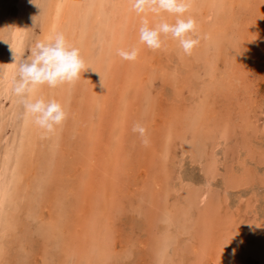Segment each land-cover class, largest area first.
<instances>
[{"label": "rangeland", "instance_id": "1", "mask_svg": "<svg viewBox=\"0 0 264 264\" xmlns=\"http://www.w3.org/2000/svg\"><path fill=\"white\" fill-rule=\"evenodd\" d=\"M0 1V7L10 5V12L16 11L14 3L10 4L12 0ZM77 2L78 8L72 10L67 19L63 18L59 11L65 6V0H36L40 7L35 3H26L27 17L24 18L18 44L12 42V21L8 19L3 29V23H0V54L3 52L0 56V66L1 63L6 65L8 57L14 55L11 46L18 51L17 58H21L23 54L24 59L30 55V48L44 35L43 33L50 37L56 32H63L68 42L79 48L88 67L81 73L80 78L71 84H61L57 88L42 85L39 88L40 96L45 99H56L60 103L63 102V106H72L71 109L65 108L67 119L55 133L49 134V143L46 142L49 152L53 153L51 159L60 163V169H54L50 165L46 167L47 178H50V185H46L47 189L50 187L48 194L42 197L41 204L34 211L28 212L26 207L25 214L21 212L24 220L22 222L20 218L23 224L20 222L18 230L22 229L19 230L21 234L18 230L14 231L17 233L10 239L13 242L10 241L4 248L3 264H264V0H193L191 10L185 16L191 15L198 20L196 22L201 39L191 56H185L178 41L170 36L161 37L165 42L161 51H153L140 43L137 32L140 21H135L138 15L127 0H118L117 3L112 0ZM114 5H117L115 8L118 10L112 17L110 14L113 13H109V10L110 6ZM6 12H9V9ZM167 14L157 16L150 13L151 16L147 18L150 26H155L162 18L170 23L174 22L175 17ZM55 18L63 21H54ZM207 30L213 32L212 38L206 35ZM131 47L140 49L137 60L127 61L117 55L118 49ZM112 48L114 52L110 54L109 50ZM198 52L201 57H198ZM177 64L182 68H177ZM95 75L104 81L105 86L98 93L99 105L93 112H86L91 92H88L84 85L86 79H95ZM204 77L210 80H204ZM0 80V128L2 130L1 125L5 121L9 129V135L0 137L2 157L7 151L9 141L20 130L17 125L23 121L24 110H21L22 105L13 92L8 98L2 93L5 85L3 69L0 71ZM127 87L145 92L141 96L140 105L135 102V105L126 104L128 109L125 122L120 125L121 132L117 137L110 135L109 126L106 125L113 119L107 117L101 130L100 126L98 127L99 118L103 116L101 105L104 96L108 94L116 106V100L121 97L119 92H124L129 102L131 94L124 91ZM174 90L175 93L172 92ZM143 97L146 98L145 101ZM145 106L148 109L141 110ZM140 110L142 113H136ZM12 114L13 121L9 122ZM79 114L84 117V121L90 119L99 130L100 140L96 137V142L94 137L95 140L91 144L94 147L93 153L90 152V147L87 149L80 145L83 142V133L79 130L72 131L70 120L78 118ZM84 114L87 115L83 116ZM7 118L8 122L5 120ZM136 123L143 124L147 129L150 141L147 146L142 145L139 135L132 131ZM1 130L0 136L3 132ZM37 131L44 132L39 127ZM197 136L199 138H196ZM126 137H129V141ZM42 138L39 136L38 142H42ZM132 138L136 141H132ZM120 146L125 147L124 150ZM106 148H109V151H106ZM119 148L123 152H120ZM36 150L37 153L34 152L33 158L30 159L34 161L31 162L34 168L29 166L30 169L24 171L23 183H29L34 175L44 171L43 156L38 147ZM115 151L121 158H117ZM104 155L105 158L108 157L106 160ZM151 157L154 161H151ZM79 158L82 161L87 158V161H90L86 163L87 166L98 168L100 165L101 170L105 169L103 171H106V174L103 173L102 178L94 172L88 179V182H91L90 187L101 194L98 192L93 196L89 190L80 194L76 192L75 185L79 178H82L84 173L89 176L85 170V161L82 164ZM54 167L56 168L55 165ZM53 170H56L58 175H53ZM41 177L44 178L45 175ZM108 185L111 186L110 191L104 192L103 187L105 189ZM203 194L208 195L205 201L201 200ZM105 195L109 198L106 199ZM101 196L105 200L103 198L102 201ZM49 198H53V201ZM6 199L7 196L3 199L4 204ZM81 200L84 203L81 204ZM87 202H91L93 206H88ZM38 216L42 217V220ZM89 219L97 222L95 237L100 235L101 230L109 234L110 238L105 242L109 245H106V249H101L100 245L91 240L93 235L88 232ZM49 221H54L53 226L57 233L54 238H51L52 232L48 230ZM44 225L46 228H43ZM27 226L31 229L29 231L34 232L33 239L28 241L27 238L23 240L21 236ZM69 230L86 232V235L82 240L69 239L66 237ZM158 239L159 242H156ZM162 241H165L167 246ZM175 246L178 248L175 249ZM173 248L178 252H172ZM33 250L35 253H32ZM108 251L111 254L108 255ZM19 252L23 254L21 258L18 256ZM94 255L95 259L92 257ZM172 255L176 257L173 258ZM13 257L19 260L16 261Z\"/></svg>", "mask_w": 264, "mask_h": 264}, {"label": "bare ground", "instance_id": "2", "mask_svg": "<svg viewBox=\"0 0 264 264\" xmlns=\"http://www.w3.org/2000/svg\"><path fill=\"white\" fill-rule=\"evenodd\" d=\"M112 1H114V3H117V1L118 0H112ZM125 1V0H124ZM1 2V1H0ZM127 2H130V0H127ZM11 3H14V5L16 6V11L15 12H10V9L12 8V6L10 7V5H8L7 7H0V23H3V25H2V29H3V27H5L6 25H5V22L8 20V19H10L11 21H12V23L14 24V26H13V28H12V30H13V43L15 44V43H17L18 41H19V38H20V35H21V30H22V27H23V23H24V18L25 17H27L26 16V11H27V9H26V3H32V2H30V0H12V2H10V4ZM65 6L64 7H61V9H63V10H61V9H59V11L62 13V15H63V18H65V19H67L66 17H68L70 14H71V11L72 10H76L77 8H78V2H77V0H65V4H64ZM97 5H98V3H97ZM222 5V4H221ZM235 5V4H234ZM117 5H114V6H110V10H109V8H108V10H109V13H110V11L113 13V14H110L112 17L114 16V14L116 13V10H118V9H116L115 7H116ZM84 7V6H83ZM197 7V6H196ZM204 7V6H203ZM202 7V8H203ZM201 8V7H200ZM201 8V9H202ZM9 9V12H6L7 10ZM121 9V8H120ZM200 9V10H201ZM191 10V9H190ZM204 10V9H203ZM121 11H123V10H121ZM193 11V10H192ZM195 11H198V10H195ZM195 11H194V14H195ZM204 12V11H203ZM227 13V12H226ZM124 14V13H123ZM135 14V13H134ZM152 14V13H151ZM191 14H192V12H191ZM196 14H197V12H196ZM200 14V13H199ZM51 15H53V14H51ZM122 15V14H121ZM131 15V14H130ZM138 15V14H137ZM148 15V16H147ZM147 15H146V18H149V16H151L150 15V13H147ZM168 15V14H167ZM205 15V14H204ZM60 16V15H59ZM200 16V15H199ZM202 16V15H201ZM206 16V15H205ZM234 16V15H233ZM124 17V16H123ZM197 17V16H196ZM143 18H145V16H144V14H141V16H137L136 18H135V21H140L139 22V24L141 23V20L143 19ZM153 18V17H152ZM206 18V17H205ZM27 19V18H26ZM115 19V18H114ZM120 19L123 21V18H121L120 17ZM171 19V18H170ZM201 19V18H200ZM199 19V20H200ZM49 20V19H48ZM57 20H60L59 18H55V20L54 21H57ZM61 21H63L62 19L60 20V22ZM66 21V20H65ZM153 21H156V20H153ZM196 21H198V20H196ZM201 21H203V19L201 20ZM97 22V21H96ZM224 22V21H223ZM232 22V21H231ZM128 23V22H127ZM155 23V22H154ZM7 24V23H6ZM204 24V23H203ZM103 25V24H102ZM123 25V24H122ZM134 25V24H133ZM108 26V25H107ZM31 27V26H30ZM202 27H203V25H202ZM224 27V26H223ZM231 27V26H230ZM106 28V27H105ZM2 29H1V31H2ZM5 29V28H4ZM6 29H8V28H6ZM129 29H130V27H129ZM235 29V28H234ZM233 29V30H234ZM136 31V30H135ZM10 32V31H9ZM35 32H37V31H35ZM132 32H133V30H132ZM138 32V31H137ZM207 32H208V34H206V35H210V37L209 38H212V36H213V32L212 31H208L207 30ZM232 32V31H231ZM134 33V32H133ZM44 35H42L41 37H40V39L39 40H45V39H47L48 37H49V35L48 36H46V33H43ZM11 35V34H10ZM206 35H204V36H206ZM233 36H235V35H233ZM9 37V36H8ZM5 38V37H4ZM0 39H2V38H0ZM8 39V38H7ZM6 39V40H7ZM135 39H136V37H135ZM203 40V39H202ZM2 41V40H1ZM87 41V40H86ZM173 41V40H172ZM208 41V40H207ZM136 42V41H135ZM2 43L3 44H5L4 43V41H2ZM7 44V43H6ZM18 44V43H17ZM19 44H20V42H19ZM172 44V43H171ZM82 45L83 46H85L83 43H82ZM173 45V44H172ZM140 46V45H139ZM176 46V45H175ZM208 46V45H207ZM1 47H3V46H1ZM5 47V46H4ZM205 47V46H204ZM19 48V47H18ZM175 48V47H174ZM179 48V47H178ZM197 48V47H196ZM202 48H203V46H202ZM210 48V47H209ZM3 49V48H2ZM177 49V48H176ZM205 49V48H204ZM0 50H1V48H0ZM206 50V49H205ZM225 50V49H224ZM5 51V50H4ZM86 51H88L87 49H86ZM85 51V52H86ZM110 51V54H113V48L112 49H110L109 50ZM161 51V50H160ZM202 51V50H201ZM207 51V50H206ZM209 51V50H208ZM18 51L16 50V53H17ZM183 52V51H182ZM195 52H197V51H195ZM211 52V51H210ZM209 52V53H210ZM213 52V51H212ZM3 53V52H2ZM1 53V54H2ZM184 53V52H183ZM202 53V52H201ZM1 54H0V56H1ZM6 54H7V52H6ZM26 54V53H25ZM140 54V53H139ZM182 54V53H181ZM213 54H214V52H213ZM218 54V53H217ZM183 55V54H182ZM182 55H180V56H182ZM186 56V55H185ZM191 56V55H190ZM193 56H194V53H193ZM200 55H199V52H198V57H199ZM212 56V55H211ZM5 57V56H4ZM90 57V56H89ZM169 57V56H168ZM171 57V56H170ZM195 57V56H194ZM201 57V56H200ZM112 58H114V57H112ZM173 58H175V57H173ZM192 58V57H191ZM1 59V61H2V58H0ZM11 59V60H10ZM18 59V58H17ZM208 59H209V57H208ZM8 63L6 62V65H2V63H1V66H0V71L3 69L4 70V78H5V85H4V87H3V85H2V87H3V91H2V93L5 95V97H9L11 94H12V91H11V82H12V79H13V77H14V75H15V70H16V68H17V64L16 63H14L15 62V58H14V55H11L10 57H8ZM179 60V59H178ZM96 61V60H95ZM98 61V60H97ZM191 61V60H190ZM194 61V60H193ZM207 61H210V60H207ZM5 62V61H4ZM169 62V61H168ZM178 62V61H177ZM176 62V63H177ZM176 63H174L175 65H176ZM203 63V62H202ZM109 64H111V63H109ZM180 64V63H179ZM206 64V63H205ZM97 65V64H96ZM153 65V64H152ZM170 65V64H169ZM191 65V64H190ZM218 65V64H217ZM229 65V64H228ZM99 66V65H98ZM163 66V65H162ZM177 66H178V64H177ZM149 67H151V66H149ZM210 67H212V66H210ZM217 67V66H216ZM230 67V66H229ZM156 68V67H155ZM162 68V67H161ZM177 68H182L181 66L179 67H177ZM226 69V68H225ZM101 70H102V68H101ZM177 70V69H176ZM234 70V69H233ZM164 72H165V70H163ZM152 72V71H151ZM194 73V72H193ZM88 74V73H87ZM155 74V73H154ZM169 74V73H168ZM178 74V73H177ZM189 74V73H188ZM218 74V73H217ZM217 74H216V76H217ZM99 75V74H98ZM110 75V74H109ZM161 75H163V74H161ZM174 75H176V74H174ZM229 75V74H228ZM113 76V75H112ZM153 76V75H152ZM164 76H166V75H164ZM177 76V75H176ZM193 77V76H192ZM194 77H196V76H194ZM193 77V78H194ZM1 78H2V76H1ZM112 78H114V76L112 77ZM191 78V77H190ZM212 78H213V76H212ZM143 79V78H142ZM167 79H168V77H167ZM209 78H206V77H204V80H208ZM231 79V78H230ZM144 80V79H143ZM164 80V79H163ZM169 80V79H168ZM210 80V79H209ZM211 80H213V79H211ZM225 80V79H224ZM232 80V79H231ZM1 81V80H0ZM107 81H108V79H107ZM144 81H146V80H144ZM171 81V80H170ZM227 81V80H226ZM104 81H102L100 78H98V76L97 75H95V79H94V77H91L90 79L88 78V79H86V84L84 85V87L85 88H87L88 89V92H91L90 93V96H89V99H88V102H87V106H86V112L88 111V112H93L95 109H96V106L97 105H99V100H98V93H99V91L101 92L102 91V89L104 88V83H103ZM148 82V81H147ZM176 82V81H175ZM103 83V84H102ZM201 83V82H200ZM235 83V82H234ZM4 84V83H3ZM149 83H147V85H148ZM187 84V83H186ZM189 84H191L190 82H189ZM204 84V83H203ZM79 85H80V83H79ZM74 86V85H73ZM109 86V85H108ZM107 86V87H108ZM176 86V85H175ZM190 86V85H189ZM57 88V87H56ZM71 88H72V86H71ZM142 88V87H141ZM97 89V90H96ZM143 89V88H142ZM202 89V88H201ZM49 90V89H48ZM51 90V89H50ZM57 90V89H56ZM66 90V89H65ZM173 90V89H172ZM198 90V89H197ZM68 91V90H67ZM73 91V90H72ZM124 91H126V92H128V93H130L131 94V97L129 98V102L127 101L128 99H127V97L125 96L126 94L124 93V92H119V94H120V99H118V100H116L117 101V105L115 106L114 104H113V102H112V100H110L109 99V96H108V94H106V96H104V99H103V104L101 105V108H102V112H103V116H101L100 118H99V122H100V124L98 125V127L100 126V130H101V128L104 126V124H106V123H104L106 120H107V117L109 118V119H113V121L110 123V124H106V125H108L109 126V131H110V135L111 134H113V135H115V136H120L119 135V133L121 132L120 130H121V126L120 125H122V124H124V122H125V116H126V114H127V107H126V104H128V103H130V105H132V103H133V105H137V103H138V105H140V100H141V96H142V94H144V92H141V89L140 90H138V89H134V88H132V89H130V87H127L126 88V90H124ZM137 91V92H136ZM162 91L164 92V90L162 89ZM63 92V91H62ZM161 92V91H160ZM162 92V93H163ZM172 92H174L175 93V90L174 91H172ZM150 93V92H149ZM176 93H177V91H176ZM206 93V92H205ZM226 93V92H225ZM47 94V93H46ZM151 94V93H150ZM172 94V93H171ZM196 94V93H195ZM37 95L38 96H40V92H38L37 93ZM145 95H148V94H145ZM173 95V94H172ZM1 96V95H0ZM3 96V95H2ZM47 97V96H46ZM2 98V97H1ZM54 98V97H53ZM195 98V97H194ZM211 98V97H210ZM47 99V98H46ZM126 100V101H124V100ZM143 100L144 99H146L145 97H143L142 98ZM6 100V99H5ZM4 100V101H5ZM9 100V99H8ZM15 100H16V98H15ZM15 100H14V102H15ZM73 100V99H72ZM202 100V99H201ZM121 101H124V102H122L121 103ZM145 101V100H144ZM151 101L153 102L154 101V98H153V96H152V99H151ZM12 102V101H11ZM61 102H62V100H61ZM134 102H135V104H134ZM13 103V102H12ZM63 103V102H62ZM61 103V104H62ZM120 103H121V106H120ZM20 104V103H19ZM116 104V103H115ZM148 105H149V103H147ZM151 104V103H150ZM129 105V106H130ZM152 105V104H151ZM10 106V105H9ZM19 106V105H18ZM11 107H12V105H11ZM141 107H142V104H141ZM202 107V106H201ZM64 108H66V110L68 109V108H72V106H70V105H68L67 104V107L66 106H64ZM147 107L145 106V108H142L141 110H143L144 111V109H146ZM23 109V106L21 107V110ZM94 109V110H93ZM148 109V108H147ZM137 111L136 113H138V112H141L142 113V111ZM149 110H150V108H149ZM1 111H7V110H1ZM13 112H15V111H13ZM4 113H6V112H4ZM9 113V112H8ZM7 113V114H8ZM145 112H143V114H144ZM154 113V112H153ZM17 114V113H16ZM2 115H3V112H2ZM1 115V116H2ZM20 115H22V114H20ZM87 115V114H86ZM85 114L83 115V116H86ZM142 115V114H141ZM12 116H13V114H12ZM139 116V115H138ZM4 117H5V115H4ZM13 118H14V116L13 117H11L10 119H9V122H12L13 121ZM20 118V117H19ZM5 120H7V122H8V118L7 119H5ZM19 120V119H18ZM23 121L21 122V124H18L17 125V127H20V130H19V132H17L13 137H12V139L9 141V145H8V148H7V151H6V153L1 157L0 156V219H2L1 221L2 222H0V223H2L1 225V228H0V264H3L4 263V259H3V256H5L4 255V248L5 247H7L9 244H10V241L11 242H13L12 240H10L12 237H14V235H16V233L14 232V231H16V230H18V228H20V218L22 219V215H21V212H23L24 213V210H26V207H27V211L29 212L30 210L31 211H34L35 209H36V207L38 206V205H40L41 204V202H42V197H46L47 196V194H48V192H47V190H49V188L47 189L46 187V185H50V178L48 177L47 178V171H45V170H48V168H46L48 165H50L52 168H54V169H60L59 168V164L60 163H58L57 162V160H55V162H54V160H52L51 159V157H52V155H51V153L49 152V150H48V147H47V145H46V142L49 140V138H50V135L48 134V136H46V134H44V132L42 133H39L38 131H37V126L34 124V122H33V119L31 118V117H28V116H26L24 113H23V119H22ZM0 121H2V120H0ZM169 121H171V120H169ZM175 121V120H174ZM178 121V120H177ZM198 122V121H197ZM197 122H196V124H197ZM175 123V122H174ZM178 123V122H177ZM200 123V122H199ZM7 123H5V121L4 122H2V125H1V127H2V130H1V128H0V130L1 131H3L2 132V135L0 136L1 138H3L5 135H9V129H8V127H7V125H6ZM70 124H71V128H72V131H77V130H79L81 133H83V142L82 143H80V145H82V148H87L88 149V147H90V149H92V148H94L91 144H92V142H94V140L96 139V137H97V139H99L100 140V135L98 134V132H99V130H97L96 129V126L94 125V124H92L91 123V120L89 119L88 121H84V117L82 118V116H81V114H79V117L78 118H71V120H70ZM103 125V126H102ZM193 126V125H192ZM60 127V126H59ZM197 126H195V128H196ZM180 128V127H179ZM192 128V127H191ZM170 129V128H169ZM124 130V129H123ZM198 130V129H197ZM171 131V130H170ZM8 133V134H7ZM115 133V134H114ZM71 134L72 135H74L72 132H71ZM170 134V133H169ZM112 135V136H113ZM168 135V134H167ZM183 135V134H182ZM202 135V134H201ZM39 136L40 137H43L42 139H43V141L42 142H38V139H39ZM112 136H111V138H112ZM129 136V135H128ZM165 136V135H164ZM186 136V135H185ZM94 137H95V139H94ZM102 137H104V136H102ZM48 138V139H47ZM110 138V140H112ZM122 138H124L123 137V135H122ZM182 138V137H181ZM195 138V137H194ZM196 138H199L198 136L196 137ZM4 139H7V138H4ZM82 139V138H81ZM97 139H96V142H97ZM127 139H129V137L127 138L126 137V140ZM130 139H131V137H130ZM139 139V138H138ZM102 140V139H101ZM108 141H110L109 139H107ZM136 141L135 140V138L133 139L132 138V141ZM4 141V140H3ZM75 142H77V139H75L74 140ZM127 141H129V140H127ZM193 141V140H192ZM54 142V141H53ZM111 142V141H110ZM110 142H108V143H110ZM120 142V141H119ZM150 142V141H149ZM152 142V141H151ZM47 143H49V142H47ZM134 143V142H133ZM141 143V142H140ZM139 143V144H140ZM192 143V142H191ZM95 144V143H94ZM100 144V143H99ZM122 144V143H121ZM138 144V145H139ZM105 145V144H104ZM108 145L109 144H107V147H108ZM120 145V144H119ZM126 145V144H125ZM137 145V144H136ZM143 145V144H142ZM142 145L140 146V148L142 147ZM183 145V144H182ZM53 146V145H52ZM68 146V145H67ZM106 146V145H105ZM134 146V145H133ZM150 146V145H149ZM148 146V147H149ZM0 147H1V141H0ZM39 148L40 149V154L43 156V165H42V169H44V171L43 172H39L38 173V175L36 174V175H34L33 176V179L29 182V183H23V182H25V181H23V177H24V171L26 170V169H30V167H32V168H34L33 167V165H31V162H34L33 160H30V159H32L33 158V156H34V152L35 153H37V150H36V148ZM99 147V146H98ZM121 147V146H120ZM151 147V146H150ZM53 148V147H52ZM69 148V147H68ZM122 148V147H121ZM121 148H119L120 149V152L122 151L121 150ZM125 148V147H124ZM124 148H122L123 150H124ZM72 149V148H71ZM97 149V148H96ZM104 149V148H103ZM107 149V148H106ZM109 149V148H108ZM106 150V151H109V150ZM118 149V150H119ZM152 149V148H151ZM167 149V148H166ZM187 149V148H186ZM141 150V149H140ZM87 151V150H86ZM86 151H85V153H86ZM93 151H94V149H92V150H90V152L91 153H93ZM99 151V150H98ZM138 151V150H137ZM73 152V151H72ZM71 152V153H72ZM96 152V151H95ZM111 152V151H110ZM110 152H109V154H110ZM116 152V151H115ZM120 152H119V154H120ZM123 152V151H122ZM125 152V151H124ZM151 152V151H150ZM153 152H155V151H153ZM189 152V151H188ZM191 152V151H190ZM50 153V154H49ZM84 153V152H83ZM103 153V152H102ZM105 153V152H104ZM147 153V152H146ZM162 153V152H161ZM170 153V152H169ZM3 154V153H2ZM53 154V153H52ZM98 154V153H97ZM108 154V153H107ZM128 154H130V152L128 153ZM154 155L156 154V152L155 153H153ZM73 155V154H72ZM87 155V154H86ZM157 155H159V154H157ZM58 156V155H57ZM116 156H117V158H118V156L119 155H117V152H116ZM152 156V155H151ZM156 156V155H155ZM90 157V156H89ZM99 157H100V155H99ZM120 157V156H119ZM71 158H73V157H71ZM74 158H75V156H74ZM87 158H88V156H87ZM87 158H84L83 159V161H82V164H83V162L85 161V164H84V166H85V170H87L86 172H88L89 173V176L86 174V173H84L82 176V178H79V182L77 183V185H75V190H76V192L78 193V194H80V193H85L86 192V190H89V192L91 193V195L93 194V196H95L96 195V193H98L97 192V190H95V189H92L91 187H90V185L91 184H89V182H90V180H89V182H88V179H89V177H90V175H92V173H97V176H99V178H100V176H101V178H102V176H103V173H105L103 170H105V169H103V170H101V168H99V166H98V168H93V167H91V166H87V164L88 163H90V161H87ZM103 158H105V155H104V157ZM106 158H108V157H106ZM106 158L104 159V160H106ZM121 158V157H120ZM126 158V157H125ZM200 158H202V157H200ZM64 159V158H63ZM78 159V160H79ZM101 160L100 161H102V158H100ZM113 159V158H112ZM129 159V158H128ZM146 159V158H145ZM150 159V158H149ZM151 159H153L152 157H151ZM27 160V161H26ZM65 160V159H64ZM67 160V159H66ZM73 160V159H72ZM93 160V159H92ZM104 160H103V162H104ZM80 161V162H81ZM115 161V160H114ZM147 161V160H146ZM145 161V162H146ZM151 161H154V159L153 160H151ZM77 162V161H76ZM79 162V163H80ZM88 162V163H87ZM94 162V161H93ZM109 162V161H108ZM122 162V161H121ZM120 162V163H121ZM67 163V162H66ZM87 163V164H86ZM98 163V162H97ZM107 163V162H106ZM117 162H115V164H116ZM133 163V162H132ZM35 164V163H34ZM70 164V163H69ZM95 165H96V162L94 163ZM119 164V163H118ZM54 165L56 166V168L54 167ZM124 165V164H123ZM132 165V164H131ZM150 165V164H149ZM30 166V167H29ZM39 166H41V165H39ZM84 166L82 167V168H84ZM96 166V167H97ZM67 167H68V165H67ZM71 167V166H70ZM75 167H76V165H75ZM104 167H105V164H104ZM103 167V168H104ZM117 167V166H116ZM162 167V166H161ZM31 168V169H32ZM62 168V167H61ZM118 168V167H117ZM96 169V170H95ZM116 169V168H115ZM34 170V169H33ZM68 170V169H67ZM101 170V171H100ZM118 170V169H117ZM53 171H55V172H53L52 174L53 175H58V173L56 172V170H53ZM113 171L114 172H116L114 169H113ZM125 171V170H124ZM29 172V171H28ZM80 173V172H79ZM110 173V172H109ZM100 174V175H99ZM106 174V173H105ZM44 176L45 175V177L44 178H42L41 176ZM75 175V174H74ZM80 175H81V173H80ZM113 175H111V177H112ZM115 176H116V174H115ZM85 177V178H84ZM95 177H96V175H95ZM105 177V176H104ZM106 177H107V175H106ZM109 174H108V179H109ZM114 177V176H113ZM98 178V177H97ZM53 179H54V177H53ZM91 179V178H90ZM105 179V178H104ZM111 179V178H110ZM106 180V179H105ZM102 181V180H101ZM100 181V182H101ZM104 181V180H103ZM113 181V180H112ZM112 181L110 182V183H112ZM96 182V181H95ZM119 182V181H118ZM117 182V183H118ZM229 182V181H228ZM52 183V182H51ZM91 183V182H90ZM93 183V182H92ZM104 183H106V182H104ZM107 183H108V181H107ZM116 183V184H117ZM43 184H44V188H42L43 187ZM54 184H56V183H54ZM120 184V183H119ZM207 185L209 184L208 182L206 183ZM88 187H90V188H86L87 186ZM60 186V185H59ZM109 186V185H108ZM175 186V185H174ZM58 187V186H57ZM111 186H109V187H107V186H105V189H104V187H103V190H104V192L105 191H107V190H109V188H110ZM116 187V186H115ZM99 188V187H98ZM117 188V187H116ZM68 189V188H67ZM111 189V188H110ZM110 191V190H109ZM150 191V190H149ZM210 191V190H209ZM208 191V192H209ZM50 192V191H49ZM52 192V191H51ZM166 192V191H165ZM100 193V192H99ZM167 193V192H166ZM210 193V192H209ZM63 194V193H62ZM66 194V193H65ZM64 194V195H65ZM70 194V193H69ZM101 194V193H100ZM99 194V195H100ZM105 194V193H104ZM146 194H149V193H146ZM211 194V193H210ZM90 195V197H92ZM98 195V194H97ZM112 195V194H111ZM114 195V194H113ZM150 195H152V193L150 194ZM7 196V201H6V203L4 204L3 203V199H5V197ZM58 196V195H57ZM146 196V195H145ZM102 198V201H103V198L104 197H106V199L107 198H109L108 196H101ZM207 197H208V195L207 194H203L202 195V197H201V200L202 201H205L206 199H207ZM73 198V197H72ZM93 198V197H92ZM147 198H148V196H147ZM51 201H53L52 199L53 198H49ZM104 200H105V198H104ZM97 201V200H96ZM187 201L188 200H186V203H187ZM185 202V201H184ZM82 203H84V202H82V200H81V204ZM86 203V202H85ZM101 203H103L104 204V202H101ZM110 203V202H109ZM203 203V202H202ZM54 204V203H53ZM65 204V203H64ZM67 204V203H66ZM87 204H88V202H87ZM90 204L92 205V203L90 202ZM90 204H88V206L90 205ZM182 204V203H181ZM212 204V203H211ZM79 205V204H78ZM78 205H76V206H78ZM105 205V204H104ZM203 205H205L204 203H203ZM93 206V205H92ZM58 207V206H57ZM59 207H60V205H59ZM69 207V206H68ZM91 207V206H90ZM104 207V206H103ZM78 208H79V206H78ZM82 208H83V206H82ZM77 210V209H76ZM36 211H38V208H37V210ZM78 211V210H77ZM59 212V211H58ZM80 212H82V211H80ZM36 213V212H35ZM79 213V212H78ZM83 213V212H82ZM142 213V212H141ZM209 214H210V212H208ZM25 214V213H24ZM30 214V213H29ZM59 214V213H58ZM104 214V213H103ZM143 214V213H142ZM32 215V214H31ZM42 215V214H41ZM50 215H53V214H50ZM60 215V214H59ZM58 215V216H59ZM62 215V214H61ZM79 215H81L80 213H79ZM78 215V217H80ZM84 215V214H83ZM176 215V214H175ZM63 217L64 216H66L65 214L64 215H62ZM61 216V217H62ZM69 217V216H68ZM94 217H96L97 218V216H94ZM24 218H25V215H24ZM38 218H42V217H39L38 216ZM50 218V217H49ZM32 219V218H31ZM37 219V218H36ZM35 219V220H36ZM65 219H68V218H65ZM79 220H80V218H78ZM213 219V218H212ZM23 220V219H22ZM42 220V219H41ZM40 220V221H41ZM54 220H56L55 218H54ZM26 221V220H25ZM44 221V220H43ZM62 221V220H61ZM66 221V220H65ZM71 221V220H70ZM88 221V232H89V234H91V235H93L92 237H91V240L93 239V242H95V243H97L98 245H100V247H102L101 249H106L105 247H106V245L107 246H109L108 244H105V242H108L107 241V239L108 238H110V236H109V234H107L105 231H100L99 233H100V235L98 234L97 235V237H95L94 235H95V228H96V225H97V222H96V220L95 221H91L90 219L89 220H87ZM22 222H24V220L22 221ZM21 222V223H22ZM27 222V221H26ZM35 222V221H34ZM38 222H39V219H38ZM48 222V221H47ZM50 222V221H49ZM71 222H73V221H71ZM79 222V221H78ZM209 222V221H208ZM31 223V222H30ZM43 222H41V224H42ZM45 223V222H44ZM74 223V222H73ZM23 224V223H22ZM39 224H40V222H39ZM46 224V223H45ZM53 224H54V221H52V222H50V223H48V226L50 227V228H48V230H49V232H52V234H51V238L53 237L54 238V236L55 235H57V233H56V228H54V226H53ZM60 224V223H59ZM62 224V223H61ZM60 224V225H61ZM104 224V223H103ZM101 225V224H100ZM99 225V226H100ZM22 226V225H21ZM55 226H56V223H55ZM102 226V225H101ZM104 226V225H103ZM145 226H146V222H145ZM28 227V226H27ZM26 227V229H24L23 231V234L21 235L22 237H23V240H25L26 238H27V241H28V239H31L32 238V236H33V231H29V230H31L30 229V227H28L27 228ZM60 227H63V226H60ZM147 227V226H146ZM175 227V226H174ZM41 229H42V227H40ZM43 228H46V225H44V227ZM64 228V227H63ZM69 228V227H68ZM105 228V227H104ZM166 229H167V227H165ZM183 229H185V227L183 226L182 227ZM189 228V227H188ZM188 228H186L187 229V231H189L188 230ZM33 229V228H32ZM40 229V230H41ZM194 229V228H193ZM20 231L22 230V229H19ZM18 230V232H19V234H21V232ZM43 230V229H42ZM158 230V229H157ZM156 230V231H157ZM167 230H169V229H167ZM166 230V231H167ZM77 231V230H76ZM162 231V230H161ZM33 232V233H32ZM48 232V233H49ZM80 232V231H79ZM175 232H177V231H175ZM86 232H84V233H82V232H80V233H78V232H72V231H68V233H67V236L66 237H68L69 239L70 238H72V239H74V240H79L78 238H80L81 240L84 238V236L86 235L85 234ZM154 233V232H153ZM160 233V232H159ZM173 233V232H172ZM178 233V232H177ZM181 233H183V231L181 232ZM19 234H17V235H19ZM152 234V233H151ZM156 234V233H155ZM162 234V233H161ZM186 234V233H185ZM88 235V234H87ZM102 235V236H101ZM179 235V234H178ZM149 236V235H148ZM175 236H177V235H175ZM174 236V237H175ZM20 237V236H19ZM22 237H20V238H22ZM155 237V236H154ZM180 237V236H179ZM181 237H182V234H181ZM37 238V237H36ZM168 238V237H167ZM166 238V239H167ZM184 238V237H183ZM15 239V238H14ZM33 239V238H32ZM35 239V238H34ZM38 239V238H37ZM157 239V238H156ZM161 239H163L164 240V238H161ZM187 239V238H186ZM189 239V238H188ZM190 239H191V237H190ZM40 240V239H39ZM43 240V239H42ZM49 240V239H48ZM151 240H152V238H151ZM168 240V239H167ZM167 240H165V241H167ZM175 240L178 242V240L175 238ZM192 240V239H191ZM17 241H20V240H17ZM27 241H24V242H27ZM86 241V240H85ZM161 241V240H160ZM164 241V242H165ZM171 242V244H172V240H170ZM32 242V241H31ZM153 242V241H152ZM156 242H159V239H158V241H156ZM155 242V243H156ZM163 242V241H162ZM163 242V243H164ZM167 242H169V241H167ZM184 242V241H183ZM182 242V243H183ZM15 243H17V242H15ZM77 243V242H76ZM181 243V244H182ZM185 243V242H184ZM25 244V243H24ZM73 244V243H72ZM112 244V243H111ZM153 244V243H152ZM160 244V243H159ZM165 245L167 244V243H164ZM174 244V243H173ZM179 244V243H178ZM180 244V245H181ZM7 245V246H6ZM157 245V244H156ZM196 245V244H195ZM25 246V245H24ZM31 245H29V247H30ZM35 246V245H34ZM160 246H162V244L160 245ZM167 246V245H166ZM169 246H171L170 244H169ZM168 246V247H169ZM183 246V244L181 245V247ZM197 246V245H196ZM199 246V245H198ZM14 247V246H13ZM12 247V248H13ZM15 247H18V246H15ZM14 247V248H15ZM152 247H153V245H152ZM151 247V248H152ZM158 247V246H157ZM163 247V246H162ZM194 247V246H193ZM21 248V247H20ZM31 248V247H30ZM74 248V247H73ZM83 248V247H82ZM86 248V247H85ZM166 248V247H165ZM175 249H177L178 248V246H175L174 247ZM173 248V251L172 252H174V249ZM198 248V247H197ZM196 248V249H197ZM19 249V248H18ZM64 249H66V248H64ZM90 249V248H89ZM155 249V248H154ZM161 249V248H160ZM162 249H164V248H162ZM182 249V248H181ZM39 250V249H38ZM75 250V249H74ZM78 250V249H77ZM156 250V249H155ZM10 251V250H9ZM16 251H17V249H16ZM34 251V250H33ZM87 251V250H86ZM92 251V250H91ZM99 251V250H98ZM160 251H162V250H160ZM165 251V250H164ZM163 251V252H164ZM181 251V250H180ZM7 252H8V250H7ZM11 252H12V250H11ZM48 252V251H47ZM102 252V251H101ZM158 252V251H157ZM175 252H178V251H176L175 250ZM182 252V251H181ZM209 252V251H208ZM31 253V252H30ZM32 253H35V251L34 252H32ZM74 253V252H73ZM82 253V252H81ZM85 253H87V252H85ZM89 253V252H88ZM99 253V252H98ZM183 253V252H182ZM29 254V253H28ZM36 254H37V252H36ZM39 254V253H38ZM71 254V253H70ZM107 254L109 255V254H111L109 251L107 252ZM162 254V253H161ZM165 254V253H164ZM169 254H171V253H169ZM173 254V253H172ZM177 254V253H176ZM179 254V253H178ZM181 254V253H180ZM206 254V253H205ZM10 255V254H9ZM31 255V254H30ZM76 255H78V254H76ZM84 255V254H83ZM90 255V254H89ZM167 256H168V254H166ZM18 256H19V258H21L22 256H23V254H21L20 252H19V254H18ZM17 256V257H18ZM26 256H28V255H26ZM75 256V255H74ZM79 256H81V255H79ZM78 256V258H80ZM173 256V255H172ZM179 256V255H178ZM92 257H94V259H95V255L94 256H92ZM91 257V262H93V258ZM96 257H97V255H96ZM170 257H171V255H170ZM176 256L174 255L173 256V258H175ZM14 259H16L15 257H13ZM19 258L18 259H16V261L17 260H19ZM25 257H23V259H24ZM28 258V257H27ZM71 258V257H70ZM75 258V257H74ZM165 258V257H164ZM178 258V257H177ZM252 258V257H251ZM73 258H71V260H72ZM167 259V258H166ZM203 259H206V258H203ZM11 260H12V256H11ZM33 260V259H32ZM69 260V259H68ZM74 260V259H73ZM170 260H171V258H170ZM202 260V259H201ZM80 259H79V263H80ZM166 261H168V259L166 260ZM54 262H56V261H54ZM62 262V261H61ZM83 262V261H82ZM176 262H177V259H176ZM207 262V261H206ZM22 263V262H21ZM63 263V262H62ZM204 263H205V261H204ZM14 264V263H13ZM200 264V263H199Z\"/></svg>", "mask_w": 264, "mask_h": 264}, {"label": "clouds", "instance_id": "3", "mask_svg": "<svg viewBox=\"0 0 264 264\" xmlns=\"http://www.w3.org/2000/svg\"><path fill=\"white\" fill-rule=\"evenodd\" d=\"M30 2L38 4L36 0ZM130 2L138 15L145 16L138 29L139 42L149 49L155 51L164 48L162 36L165 38L170 36L177 40L184 54L189 56L199 45L201 37L197 22L191 15L185 16L190 11L193 0H130ZM147 13L157 16L168 13L174 16L175 20L170 23L162 18L155 26H150L146 18ZM11 48L14 63L18 65L11 82V91L18 97L24 114L31 117L34 124L44 130V134L55 133L67 119V112L56 99H45L37 93L42 85L55 88L65 83L71 84L80 78L81 73L88 67L79 48L70 44L63 32H56L45 40H37L30 48V55L24 59L23 54L17 59L18 54L12 46ZM139 52L138 47H131L118 49L117 55L123 60L135 61ZM132 131L139 135L142 144L148 145L147 129L143 124L136 123Z\"/></svg>", "mask_w": 264, "mask_h": 264}]
</instances>
